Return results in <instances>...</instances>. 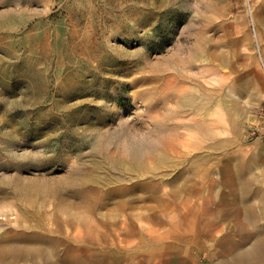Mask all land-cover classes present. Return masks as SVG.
<instances>
[{
	"label": "rangeland",
	"instance_id": "obj_1",
	"mask_svg": "<svg viewBox=\"0 0 264 264\" xmlns=\"http://www.w3.org/2000/svg\"><path fill=\"white\" fill-rule=\"evenodd\" d=\"M263 99L264 0H0V264H264Z\"/></svg>",
	"mask_w": 264,
	"mask_h": 264
},
{
	"label": "bare ground",
	"instance_id": "obj_2",
	"mask_svg": "<svg viewBox=\"0 0 264 264\" xmlns=\"http://www.w3.org/2000/svg\"><path fill=\"white\" fill-rule=\"evenodd\" d=\"M190 100L191 98L189 97L188 101ZM128 130L130 129L128 128ZM173 141H174L173 137H170V136H168L167 139H166V136L158 138V135L156 133H153L152 131L145 133L143 135L132 136L130 134L128 136H124V139H123L124 143L121 146V150L123 151V155L121 156L126 158L128 162L120 158L115 159V158L110 157L108 154V151L103 152L100 156L101 152L93 149L89 153L90 162L85 166H87V168L88 166H94L98 173H104L106 175L105 179L107 180L108 184L128 181L129 180L127 179L128 176L125 174V172L127 171L134 172L138 176L149 175L150 177H153V181L157 182L156 174H155L156 169L154 170L148 169L147 167H145L144 164L148 163V161L151 159H155L158 162V164L164 163L169 157L170 149H172L169 144H172L173 146V143H174ZM113 155L115 154L113 153ZM111 160H113V163L111 162ZM110 162L113 164L114 169L110 167V164H109ZM159 178L163 179L164 176L162 175ZM97 179L98 177L94 173H90V172L84 173L79 178V180H84L86 182H91L93 184L99 185V180ZM76 181H78V179H76ZM50 192L51 190H47L46 192L47 197H51ZM262 252H264L263 247L262 248L255 247L254 252L248 253V257L251 256L252 253L260 254Z\"/></svg>",
	"mask_w": 264,
	"mask_h": 264
},
{
	"label": "built area",
	"instance_id": "obj_3",
	"mask_svg": "<svg viewBox=\"0 0 264 264\" xmlns=\"http://www.w3.org/2000/svg\"><path fill=\"white\" fill-rule=\"evenodd\" d=\"M257 1L258 0H245L247 9L252 10L253 5ZM249 131L252 136L264 139V99L254 111Z\"/></svg>",
	"mask_w": 264,
	"mask_h": 264
},
{
	"label": "crops",
	"instance_id": "obj_4",
	"mask_svg": "<svg viewBox=\"0 0 264 264\" xmlns=\"http://www.w3.org/2000/svg\"><path fill=\"white\" fill-rule=\"evenodd\" d=\"M255 247L264 248V241L260 239L256 244H254L253 250L251 252H254Z\"/></svg>",
	"mask_w": 264,
	"mask_h": 264
}]
</instances>
